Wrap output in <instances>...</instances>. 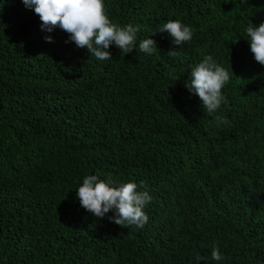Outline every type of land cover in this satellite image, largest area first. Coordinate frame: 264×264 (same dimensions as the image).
<instances>
[{
	"label": "trees",
	"instance_id": "trees-1",
	"mask_svg": "<svg viewBox=\"0 0 264 264\" xmlns=\"http://www.w3.org/2000/svg\"><path fill=\"white\" fill-rule=\"evenodd\" d=\"M104 4L140 31L133 52L112 45L99 61L23 0H0V264H264V66L245 31L264 0ZM169 20L192 40L157 32ZM209 55L230 73L222 120L185 87ZM88 175L148 191L145 227L81 207Z\"/></svg>",
	"mask_w": 264,
	"mask_h": 264
},
{
	"label": "clouds",
	"instance_id": "clouds-1",
	"mask_svg": "<svg viewBox=\"0 0 264 264\" xmlns=\"http://www.w3.org/2000/svg\"><path fill=\"white\" fill-rule=\"evenodd\" d=\"M23 3L40 17L42 30L49 33L56 28L63 30L69 35L68 42H73L77 48L87 49L99 61L113 59L108 50L112 45L125 54L135 50L139 26L112 23L106 14L104 0H23ZM245 31L255 61L264 66V23L259 26L249 24ZM157 32L167 33L172 43L179 47L193 38L190 26L179 20L163 23ZM46 40L52 42L50 36ZM156 50L153 39H144L139 43L140 52L151 55ZM229 82L230 73L209 55L192 69L185 87L200 98L202 109L209 116L222 120L216 113L222 104L228 103L222 89ZM223 122L227 123L226 120ZM76 192L81 207L98 219H103L109 212L114 213L108 218L122 229L133 226L142 229L149 222L144 209L152 197L148 191L139 190L134 182L116 185L111 178L105 182L96 175H88ZM211 256L215 261L224 258L218 246L213 248ZM196 259L205 258L198 254Z\"/></svg>",
	"mask_w": 264,
	"mask_h": 264
}]
</instances>
